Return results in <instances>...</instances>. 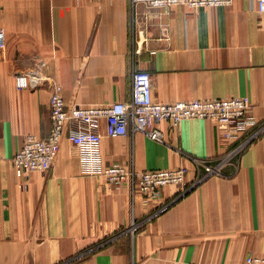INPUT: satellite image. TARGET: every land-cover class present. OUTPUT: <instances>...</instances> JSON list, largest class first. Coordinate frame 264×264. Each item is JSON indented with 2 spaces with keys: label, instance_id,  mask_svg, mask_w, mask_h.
<instances>
[{
  "label": "crops",
  "instance_id": "obj_1",
  "mask_svg": "<svg viewBox=\"0 0 264 264\" xmlns=\"http://www.w3.org/2000/svg\"><path fill=\"white\" fill-rule=\"evenodd\" d=\"M0 27V264H241L264 256V130L236 169L196 182L193 158L226 149L214 120L160 121L162 142L141 132L107 136L101 120L103 165L187 169L184 185H166L148 201L129 182L84 173L67 133L47 170L20 177L12 167L27 135L49 133L52 83L67 106L129 102L132 74L142 69L154 101L247 96L264 122V12L255 0L197 9L0 0ZM37 66L47 80L17 89L15 75Z\"/></svg>",
  "mask_w": 264,
  "mask_h": 264
},
{
  "label": "built area",
  "instance_id": "obj_2",
  "mask_svg": "<svg viewBox=\"0 0 264 264\" xmlns=\"http://www.w3.org/2000/svg\"><path fill=\"white\" fill-rule=\"evenodd\" d=\"M130 1L133 4L143 3L149 8L184 5L194 9L205 6H225L232 2V0ZM255 1L258 10L264 12V0ZM5 45V31L0 27L1 51L5 49ZM47 78L37 66L17 73L14 82L16 88L20 90L36 89ZM251 105L247 96L157 102L152 98L150 74L142 69H137L132 74L129 102L67 106L62 96L61 86L52 83L49 97L51 122L49 133L43 138L32 134L27 135L22 146L12 157V167L16 176L20 177L31 170H47L59 150L63 135L67 133L68 140L79 147L80 165L84 173L102 174L113 185L129 182L133 191L136 190L144 200L148 201L156 198L166 185H184L187 169L179 166L173 169L136 171L118 164L103 165L98 155L101 120H104L107 136L116 137L141 132L159 142L163 141V135L155 124L160 121H169L176 126L182 120L192 118L214 120L219 137L226 149L216 156L193 158L197 182L212 175H226V167L231 166L236 169L248 143L264 130V122H259L249 112ZM138 227L139 223L132 221L126 232L133 234ZM241 264H264V256L247 255Z\"/></svg>",
  "mask_w": 264,
  "mask_h": 264
}]
</instances>
